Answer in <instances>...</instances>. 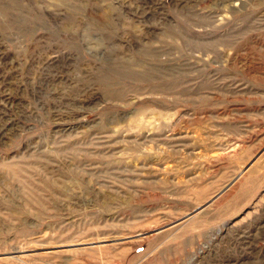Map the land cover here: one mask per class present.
Returning <instances> with one entry per match:
<instances>
[{
	"label": "rangeland",
	"instance_id": "obj_1",
	"mask_svg": "<svg viewBox=\"0 0 264 264\" xmlns=\"http://www.w3.org/2000/svg\"><path fill=\"white\" fill-rule=\"evenodd\" d=\"M0 264H264V0H0Z\"/></svg>",
	"mask_w": 264,
	"mask_h": 264
},
{
	"label": "water",
	"instance_id": "obj_2",
	"mask_svg": "<svg viewBox=\"0 0 264 264\" xmlns=\"http://www.w3.org/2000/svg\"><path fill=\"white\" fill-rule=\"evenodd\" d=\"M199 209H200V208L194 209V211H193L192 214H190V215H189L188 217H186V218H183V219L180 220V221H175V222H173V223H171V224H168V225H166V226H163V227H161V228H159V229L153 230V231H151V232L144 233V234L141 236V238L144 237V236H150V235H152V234L159 233V232H161V231H163V230H165V229H168V228H170V227H172V226H174V225L180 223L181 221H183V220H185V219H187V218H190L193 214L197 213V212L199 211ZM125 240H127V239H125ZM120 241H121V240H120Z\"/></svg>",
	"mask_w": 264,
	"mask_h": 264
}]
</instances>
